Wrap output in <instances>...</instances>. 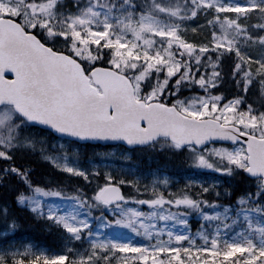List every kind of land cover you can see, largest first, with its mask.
<instances>
[{"label": "snow or ice", "instance_id": "snow-or-ice-1", "mask_svg": "<svg viewBox=\"0 0 264 264\" xmlns=\"http://www.w3.org/2000/svg\"><path fill=\"white\" fill-rule=\"evenodd\" d=\"M0 21V264H264V0H0ZM117 152L193 174L95 162Z\"/></svg>", "mask_w": 264, "mask_h": 264}, {"label": "trees", "instance_id": "trees-1", "mask_svg": "<svg viewBox=\"0 0 264 264\" xmlns=\"http://www.w3.org/2000/svg\"><path fill=\"white\" fill-rule=\"evenodd\" d=\"M135 159L139 162V165L146 169H157V168H167L173 174V177H178L181 172H189L191 169L189 166L179 159H165L163 156L157 155L155 153L143 152L135 156ZM97 158L95 159V161ZM38 171H44L43 165H38ZM25 236L29 237L31 241L36 242L40 245H53V237L47 232L43 231L41 228H28L25 230ZM27 243L28 240H25ZM54 246V245H53Z\"/></svg>", "mask_w": 264, "mask_h": 264}, {"label": "rangeland", "instance_id": "rangeland-1", "mask_svg": "<svg viewBox=\"0 0 264 264\" xmlns=\"http://www.w3.org/2000/svg\"><path fill=\"white\" fill-rule=\"evenodd\" d=\"M115 151V150H113ZM95 162H104V163H108L110 165V169L114 170V174L115 172H120L121 169L126 170V171H131V172H135L138 175H143L146 176L149 180L152 178L149 175L150 171H155L156 169H146L143 166L139 165V162L135 159V156L132 158L131 161L128 160H123L120 158L119 153L117 152L116 154L112 155H108L107 157L103 156V153H101L98 157L97 160ZM105 169H102V171ZM165 175L169 176L171 178V180L173 181V183H183L184 180L192 175V171L189 172H181L180 175H178V178H182V179H175L173 178V174L169 169L167 168H161L160 169ZM163 177H161L162 179ZM202 179H210L209 176H203L201 177ZM144 180H141V183H144ZM201 217L197 214H192L189 217V223H188V227L191 229L192 232H195L197 227L201 224ZM181 226L177 225V228H180Z\"/></svg>", "mask_w": 264, "mask_h": 264}, {"label": "water", "instance_id": "water-1", "mask_svg": "<svg viewBox=\"0 0 264 264\" xmlns=\"http://www.w3.org/2000/svg\"><path fill=\"white\" fill-rule=\"evenodd\" d=\"M0 24H5L8 26H11V22L10 21H0Z\"/></svg>", "mask_w": 264, "mask_h": 264}]
</instances>
